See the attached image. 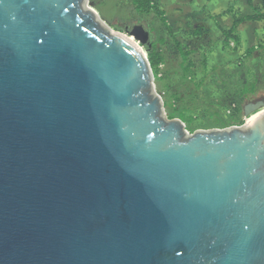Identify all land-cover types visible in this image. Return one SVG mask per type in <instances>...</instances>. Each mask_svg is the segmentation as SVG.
Returning <instances> with one entry per match:
<instances>
[{"label": "water", "instance_id": "1", "mask_svg": "<svg viewBox=\"0 0 264 264\" xmlns=\"http://www.w3.org/2000/svg\"><path fill=\"white\" fill-rule=\"evenodd\" d=\"M249 118L190 134L87 0H0V264H264Z\"/></svg>", "mask_w": 264, "mask_h": 264}, {"label": "rangeland", "instance_id": "2", "mask_svg": "<svg viewBox=\"0 0 264 264\" xmlns=\"http://www.w3.org/2000/svg\"><path fill=\"white\" fill-rule=\"evenodd\" d=\"M87 3L146 56L151 46L157 49L161 63L151 68L154 89L162 98L164 116L181 120L188 133L243 125L264 109V0L253 8L262 19L241 23L234 30L237 37L226 39L220 30L226 22L212 20L205 7L173 8V18L156 1L146 11L137 0ZM135 27L147 33L144 44L131 34ZM258 102L262 104L247 110Z\"/></svg>", "mask_w": 264, "mask_h": 264}, {"label": "crops", "instance_id": "3", "mask_svg": "<svg viewBox=\"0 0 264 264\" xmlns=\"http://www.w3.org/2000/svg\"><path fill=\"white\" fill-rule=\"evenodd\" d=\"M150 1H156L158 6L165 11V15H167V17H169L171 12L170 10H173V8H179V7L185 9L187 8V10L190 11L192 8L205 7L207 13L211 16L212 20H215L218 23H220V20L226 22L225 28L223 26V29H229L235 19H239L245 15L253 14L254 13L253 8L257 5L256 2L258 3L259 0H150ZM239 5L243 6V12L239 10L240 9ZM209 7H211V10L209 9ZM230 9L231 10L234 9V12L232 11L228 12V10ZM170 17L174 18L172 12Z\"/></svg>", "mask_w": 264, "mask_h": 264}, {"label": "trees", "instance_id": "4", "mask_svg": "<svg viewBox=\"0 0 264 264\" xmlns=\"http://www.w3.org/2000/svg\"><path fill=\"white\" fill-rule=\"evenodd\" d=\"M137 1H138V6L140 10L146 11L151 8L150 0H137ZM261 19H262V16L260 14L245 15L239 19H235L229 29L220 28V30L225 39L227 37H237L234 34V30L237 28V26H239L241 23L246 22V21H258ZM147 59L152 69H155L161 63V57L159 56V53L154 46H151L147 50Z\"/></svg>", "mask_w": 264, "mask_h": 264}, {"label": "bare ground", "instance_id": "5", "mask_svg": "<svg viewBox=\"0 0 264 264\" xmlns=\"http://www.w3.org/2000/svg\"><path fill=\"white\" fill-rule=\"evenodd\" d=\"M251 118H252V117H251ZM251 118H248L247 121L249 122V120H250Z\"/></svg>", "mask_w": 264, "mask_h": 264}]
</instances>
